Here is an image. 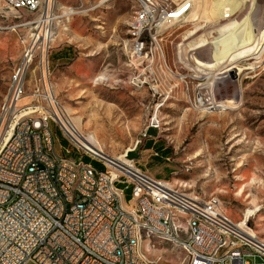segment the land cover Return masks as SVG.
Listing matches in <instances>:
<instances>
[{
  "label": "rangeland",
  "instance_id": "rangeland-1",
  "mask_svg": "<svg viewBox=\"0 0 264 264\" xmlns=\"http://www.w3.org/2000/svg\"><path fill=\"white\" fill-rule=\"evenodd\" d=\"M161 1L182 12L189 0ZM138 6L43 0L31 12L0 5V122L11 76L26 46L37 44L19 107L56 113L57 150L71 140L63 118L112 159L125 154L193 199L218 200L235 226L246 223L247 236L264 242V0H196L166 24L153 58L132 53ZM94 160L85 162L103 169L105 161ZM118 187L128 200L131 189ZM143 249L153 264L189 261L181 247L157 237L146 238ZM245 261L264 264V257Z\"/></svg>",
  "mask_w": 264,
  "mask_h": 264
},
{
  "label": "built area",
  "instance_id": "built-area-1",
  "mask_svg": "<svg viewBox=\"0 0 264 264\" xmlns=\"http://www.w3.org/2000/svg\"><path fill=\"white\" fill-rule=\"evenodd\" d=\"M42 4L0 0L3 7L31 12ZM177 8L139 0L134 57L153 58L152 47L160 49L166 24L181 19H174L181 14ZM31 43L22 56L24 65L11 76L1 113L0 264H153L143 249L150 237L181 247L188 264H249L246 255L264 257V247L239 234L214 209L213 199H193L135 161L131 166L102 162L98 169L94 156L72 137L65 150H57L53 112L45 106L19 107L37 51ZM13 115H20L19 123H12ZM80 168H87L86 180H79ZM119 183L131 189L128 200Z\"/></svg>",
  "mask_w": 264,
  "mask_h": 264
},
{
  "label": "bare ground",
  "instance_id": "bare-ground-1",
  "mask_svg": "<svg viewBox=\"0 0 264 264\" xmlns=\"http://www.w3.org/2000/svg\"><path fill=\"white\" fill-rule=\"evenodd\" d=\"M186 5H190V0L183 6V8H185ZM180 5H178V8H179ZM178 8L176 9V12L178 10ZM180 9V8H179ZM182 9V8H181ZM180 9V11H181ZM179 11V14L181 13ZM183 13V11H182ZM44 18H47V15L44 16ZM182 18V17H181ZM174 19H180V17H174ZM49 20V18L47 19H44L42 20V22H47ZM176 21L172 22L173 24L175 23ZM136 27H137V17L135 16L134 17V21L133 23L131 24V35H132V44L135 46L132 53H133V56H135L136 54V45H137V33L135 32L136 31ZM192 32V31H191ZM191 34V33H190ZM188 36V35H187ZM22 65H24V61L22 63ZM230 75V72L229 74L227 73L226 75H224L225 77L226 76H229ZM230 77V76H229ZM235 80V79H234ZM139 83L140 82H144V81H140V80H137ZM214 94V93H213ZM237 100V99H236ZM200 104H203V103H200ZM217 106H220V107H226L225 105H217ZM27 109V108H26ZM31 109V107H30ZM24 109H22L21 111H23ZM25 113H29V111H26ZM24 113V114H25ZM54 115L56 116V113L54 112ZM63 120V122L61 121ZM59 119V122H60V125L66 129V132L68 133V135L76 140H79L82 144V146L87 149L93 156H96L100 159H102L103 161L107 162L108 164H114L113 162L110 161V158L107 154H105L100 148H98V146H93L91 145L89 142H85V140H83L82 138L79 137V135H77L78 133H75L73 128L70 126V124L65 121L63 118L62 119ZM20 122V115H13L12 116V123H19ZM69 130H68V129ZM71 130V131H70ZM126 155H122L116 159H114V161L120 165H123V166H131V161H126L124 159ZM88 178V171H87V168H80L79 169V180H86ZM164 184V183H163ZM213 207L215 210L217 211H221V208H220V205H219V202L218 200L216 199H213ZM246 223H240L238 225V227L236 226L235 227V230L241 234V235H246L247 234L244 232V230L241 228V226H244ZM248 239L250 241H252L253 243H255L256 245L260 246V247H264V243H261L260 241H258L256 238H254L253 236H248Z\"/></svg>",
  "mask_w": 264,
  "mask_h": 264
},
{
  "label": "trees",
  "instance_id": "trees-1",
  "mask_svg": "<svg viewBox=\"0 0 264 264\" xmlns=\"http://www.w3.org/2000/svg\"><path fill=\"white\" fill-rule=\"evenodd\" d=\"M61 52L59 53V54H57V58L58 57H60L61 56ZM65 140V139H64ZM66 141V140H65ZM146 146H147V148H152L153 146H154V143H153V141H149L147 144H146ZM157 149H160L161 150V148L160 147H158ZM158 155H160V153H158ZM95 162V161H94Z\"/></svg>",
  "mask_w": 264,
  "mask_h": 264
},
{
  "label": "water",
  "instance_id": "water-1",
  "mask_svg": "<svg viewBox=\"0 0 264 264\" xmlns=\"http://www.w3.org/2000/svg\"><path fill=\"white\" fill-rule=\"evenodd\" d=\"M110 161L113 162V163H116V162L114 161V159H112V158H110Z\"/></svg>",
  "mask_w": 264,
  "mask_h": 264
},
{
  "label": "crops",
  "instance_id": "crops-1",
  "mask_svg": "<svg viewBox=\"0 0 264 264\" xmlns=\"http://www.w3.org/2000/svg\"><path fill=\"white\" fill-rule=\"evenodd\" d=\"M27 264H34L33 262H29V263H27Z\"/></svg>",
  "mask_w": 264,
  "mask_h": 264
}]
</instances>
